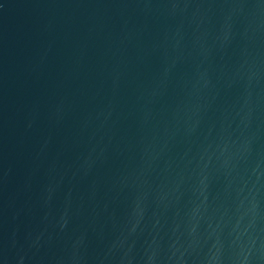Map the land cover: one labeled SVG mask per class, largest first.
Wrapping results in <instances>:
<instances>
[{
	"label": "water",
	"instance_id": "1",
	"mask_svg": "<svg viewBox=\"0 0 264 264\" xmlns=\"http://www.w3.org/2000/svg\"><path fill=\"white\" fill-rule=\"evenodd\" d=\"M0 264H264V0H0Z\"/></svg>",
	"mask_w": 264,
	"mask_h": 264
}]
</instances>
